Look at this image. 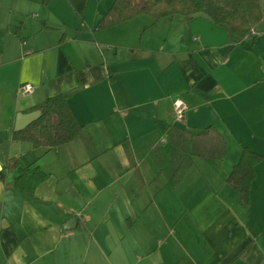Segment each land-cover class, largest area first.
<instances>
[{
	"label": "crops",
	"instance_id": "crops-1",
	"mask_svg": "<svg viewBox=\"0 0 264 264\" xmlns=\"http://www.w3.org/2000/svg\"><path fill=\"white\" fill-rule=\"evenodd\" d=\"M113 2L0 0V170L20 160L0 177V264H264V157L249 204L227 181L244 146L264 156V18L243 38L181 13L97 29ZM61 92L81 132L14 139L19 113ZM171 126L224 155H195L172 186L151 156L180 155ZM27 165L48 174L33 196L14 183Z\"/></svg>",
	"mask_w": 264,
	"mask_h": 264
},
{
	"label": "trees",
	"instance_id": "trees-1",
	"mask_svg": "<svg viewBox=\"0 0 264 264\" xmlns=\"http://www.w3.org/2000/svg\"><path fill=\"white\" fill-rule=\"evenodd\" d=\"M204 10L211 15L213 22L225 25L237 38L252 34V29L264 18V0H114L96 24L103 29L122 23L141 13L160 18L175 13L190 15ZM42 113L26 127L14 130L13 137L28 140L34 146L55 147L74 139L82 130L83 123L75 115L64 93L47 97L42 104ZM169 143L181 151L177 158L172 157L167 148L158 145L151 150L159 170L168 182L177 185L194 163L195 155L223 156L225 142H206L197 135H192L177 126L168 131ZM263 155L244 146L237 163L227 177V181L240 194L242 204L250 203L252 181L256 176V164ZM20 164L17 157H12L0 170L4 178L7 170ZM39 166H25L15 178V186L27 196H33L36 187L47 177Z\"/></svg>",
	"mask_w": 264,
	"mask_h": 264
},
{
	"label": "water",
	"instance_id": "water-1",
	"mask_svg": "<svg viewBox=\"0 0 264 264\" xmlns=\"http://www.w3.org/2000/svg\"><path fill=\"white\" fill-rule=\"evenodd\" d=\"M192 15H203L206 18L212 19L211 15L208 14L204 10L195 11V12L192 13ZM41 113H42V109L41 110L32 111V112H28V113L20 112L18 117H17L15 129L19 130V129H22V128L26 127L31 121H33L34 119L39 117L41 115Z\"/></svg>",
	"mask_w": 264,
	"mask_h": 264
},
{
	"label": "built area",
	"instance_id": "built-area-1",
	"mask_svg": "<svg viewBox=\"0 0 264 264\" xmlns=\"http://www.w3.org/2000/svg\"><path fill=\"white\" fill-rule=\"evenodd\" d=\"M34 90V85L30 82H23L20 85V91L23 94L30 93ZM174 112L178 118L182 119L186 110V103L182 99H176L174 101Z\"/></svg>",
	"mask_w": 264,
	"mask_h": 264
},
{
	"label": "rangeland",
	"instance_id": "rangeland-1",
	"mask_svg": "<svg viewBox=\"0 0 264 264\" xmlns=\"http://www.w3.org/2000/svg\"><path fill=\"white\" fill-rule=\"evenodd\" d=\"M197 136H199L202 140L204 141H218L219 137L216 136L215 134L213 133H210V134H197Z\"/></svg>",
	"mask_w": 264,
	"mask_h": 264
}]
</instances>
